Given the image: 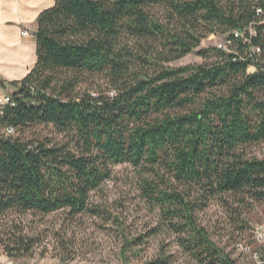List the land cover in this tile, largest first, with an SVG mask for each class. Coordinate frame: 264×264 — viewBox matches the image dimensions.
<instances>
[{
  "label": "trees",
  "instance_id": "obj_1",
  "mask_svg": "<svg viewBox=\"0 0 264 264\" xmlns=\"http://www.w3.org/2000/svg\"><path fill=\"white\" fill-rule=\"evenodd\" d=\"M36 22L34 66L19 81L0 75L1 89L18 88L0 116L15 130L0 136V251L33 264L44 238L29 216L99 212L91 192L128 164L159 220L121 230L122 264L162 230L197 264H235L198 213L224 196L264 202V157L248 152L264 142V0H54ZM210 34L231 52L200 47ZM252 46L256 62L242 59ZM194 51L204 62L168 65ZM48 126L64 140L35 132ZM167 246L141 264H171Z\"/></svg>",
  "mask_w": 264,
  "mask_h": 264
},
{
  "label": "rangeland",
  "instance_id": "obj_2",
  "mask_svg": "<svg viewBox=\"0 0 264 264\" xmlns=\"http://www.w3.org/2000/svg\"><path fill=\"white\" fill-rule=\"evenodd\" d=\"M153 12L162 16L163 9L154 7ZM221 43H226L224 35L210 34L201 41L200 47H218ZM202 62L204 60L194 51L168 65L177 67ZM248 71L252 69L248 68ZM95 80V86L104 87L102 78L97 77ZM89 83H83L81 87L84 88ZM12 91L13 88H7L3 92ZM35 132L56 140H64L52 126L39 127ZM31 133L27 132L32 136ZM248 152L251 156L264 157V142L250 146ZM111 170V177L90 194L91 207L96 206L99 212L82 213L73 218L68 217L65 212L29 216L34 220V230L40 231L44 238L43 243L36 248L33 258L29 260L30 263L122 264L119 257L121 230L133 235L145 233L157 225L158 209L148 205L137 189L138 171L128 164L112 165ZM224 198L227 203L218 198L211 199L207 207L198 213L199 221L211 232L213 240L229 253L235 264H248L236 248V243L249 241L253 228L264 221V202H249L248 206H238L230 197ZM235 207L237 212L233 210ZM241 224L246 227L240 229ZM162 243L167 244L168 251L175 256L171 264H197L181 251L174 235L166 230L150 236L143 245L138 260H132L130 264H141L154 257ZM63 256L69 259L63 260ZM12 262L0 251V264Z\"/></svg>",
  "mask_w": 264,
  "mask_h": 264
},
{
  "label": "crops",
  "instance_id": "obj_3",
  "mask_svg": "<svg viewBox=\"0 0 264 264\" xmlns=\"http://www.w3.org/2000/svg\"><path fill=\"white\" fill-rule=\"evenodd\" d=\"M53 4L54 0H0V75L5 81L21 80L34 66L36 18Z\"/></svg>",
  "mask_w": 264,
  "mask_h": 264
},
{
  "label": "built area",
  "instance_id": "obj_4",
  "mask_svg": "<svg viewBox=\"0 0 264 264\" xmlns=\"http://www.w3.org/2000/svg\"><path fill=\"white\" fill-rule=\"evenodd\" d=\"M259 12V10H258ZM250 36L255 35V29L252 26L248 28ZM26 30H22V34H26ZM234 36L241 37L243 42L250 43V38L245 37L242 32L234 31ZM217 48L222 49L226 52H231L228 47V42L221 43ZM261 53V49L256 46H252L244 58H249L253 62L258 61V57ZM254 70V67H250ZM27 86V84H25ZM34 92L33 89H31ZM18 92V88H15L11 93L2 92L0 93V116L3 114L4 107L6 105H14L13 93ZM15 133L14 127L12 125H1L0 124V136L1 135H13ZM236 248L239 250L244 260L248 261V264H264V221L257 224L253 230L251 239L249 241H238L236 243ZM11 264V263H8Z\"/></svg>",
  "mask_w": 264,
  "mask_h": 264
}]
</instances>
